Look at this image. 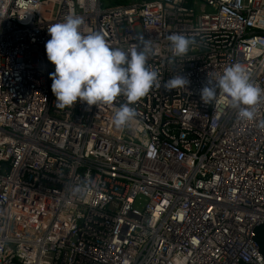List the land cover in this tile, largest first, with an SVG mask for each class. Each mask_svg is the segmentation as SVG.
<instances>
[{"label":"built area","instance_id":"1","mask_svg":"<svg viewBox=\"0 0 264 264\" xmlns=\"http://www.w3.org/2000/svg\"><path fill=\"white\" fill-rule=\"evenodd\" d=\"M0 0V264H264V91L251 121L217 90L240 64L264 90V0ZM81 16L112 47L152 52L161 87L57 108L47 28ZM138 28L139 32L135 31ZM193 40L173 56L167 37ZM185 76V88L163 83ZM145 198L142 209L134 207Z\"/></svg>","mask_w":264,"mask_h":264},{"label":"clouds","instance_id":"2","mask_svg":"<svg viewBox=\"0 0 264 264\" xmlns=\"http://www.w3.org/2000/svg\"><path fill=\"white\" fill-rule=\"evenodd\" d=\"M6 15V11L0 12V21ZM83 23L81 16L69 14L47 28L50 38L45 42V53L54 65V71L49 73L50 90L60 109L72 107L77 101L90 107L125 97L126 103L119 107L113 119L117 128L122 127L135 115L130 105L153 87H161L157 72L146 66L151 45L144 42L142 50L133 47L126 51L112 47L98 31L83 33L80 30ZM167 40L175 57L185 55L193 43L190 37L176 33ZM188 83L185 76L178 74L166 80L163 88L170 91L185 88ZM217 90L228 97L229 106L237 109L241 119H254L255 105L264 90L250 82L244 67L238 63L227 66L208 81L199 90L201 101L205 104L214 101Z\"/></svg>","mask_w":264,"mask_h":264},{"label":"trees","instance_id":"3","mask_svg":"<svg viewBox=\"0 0 264 264\" xmlns=\"http://www.w3.org/2000/svg\"><path fill=\"white\" fill-rule=\"evenodd\" d=\"M129 0H118L115 6L127 4ZM190 0H187L189 4ZM129 3V2H128ZM114 6V5H113ZM255 240L258 244L259 251L264 258V222L255 229Z\"/></svg>","mask_w":264,"mask_h":264},{"label":"rangeland","instance_id":"4","mask_svg":"<svg viewBox=\"0 0 264 264\" xmlns=\"http://www.w3.org/2000/svg\"><path fill=\"white\" fill-rule=\"evenodd\" d=\"M100 1L102 3L103 8L105 7L110 8V7H113V5L115 6L116 4H118L117 3L118 0H100ZM132 1H137V0H129L128 2H132ZM135 31L139 32L138 28H135ZM144 202H145V198L140 196L135 202L134 207L137 209H142Z\"/></svg>","mask_w":264,"mask_h":264},{"label":"water","instance_id":"5","mask_svg":"<svg viewBox=\"0 0 264 264\" xmlns=\"http://www.w3.org/2000/svg\"><path fill=\"white\" fill-rule=\"evenodd\" d=\"M112 9H114V7H112Z\"/></svg>","mask_w":264,"mask_h":264}]
</instances>
